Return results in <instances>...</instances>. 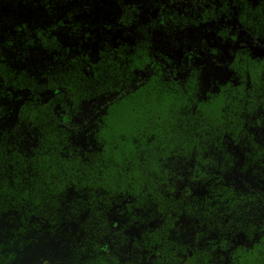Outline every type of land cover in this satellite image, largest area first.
Wrapping results in <instances>:
<instances>
[{"label":"trees","instance_id":"obj_1","mask_svg":"<svg viewBox=\"0 0 264 264\" xmlns=\"http://www.w3.org/2000/svg\"><path fill=\"white\" fill-rule=\"evenodd\" d=\"M256 47L264 0H0V264H264Z\"/></svg>","mask_w":264,"mask_h":264},{"label":"rangeland","instance_id":"obj_2","mask_svg":"<svg viewBox=\"0 0 264 264\" xmlns=\"http://www.w3.org/2000/svg\"><path fill=\"white\" fill-rule=\"evenodd\" d=\"M253 2H255V0H252ZM196 35H198V37H202V35H201V33H194L193 31H189V32H187V34L185 35L186 37H190V38H193V37H196ZM181 36H183V35H181ZM180 36V37H181ZM107 37V36H106ZM184 37V36H183ZM117 38V36L116 35H114V39H116ZM258 56H260V55H262V54H264V49L263 48H254V50H253ZM37 60H40V59H33V62H32V65H35L38 61ZM215 73H213V75L211 74L210 76H209V78H211L212 80H214V79H217V80H223L222 78V75L224 76V78H227L228 77V73H227V71H226V73L225 74H221L220 75V71L219 70H216V71H214ZM220 76V77H219ZM220 78V79H219ZM209 85H213V82H209ZM211 91H214V87H212L211 88Z\"/></svg>","mask_w":264,"mask_h":264},{"label":"flooded vegetation","instance_id":"obj_3","mask_svg":"<svg viewBox=\"0 0 264 264\" xmlns=\"http://www.w3.org/2000/svg\"><path fill=\"white\" fill-rule=\"evenodd\" d=\"M211 91V90H210ZM215 91V89H214ZM214 91H211V92H214ZM264 128V127H263ZM260 200H262V204L264 205V193H262V195H260V197H255L254 199V204L252 205V207L255 209V207H257L260 211H261V206L260 205ZM258 222V218H255Z\"/></svg>","mask_w":264,"mask_h":264}]
</instances>
